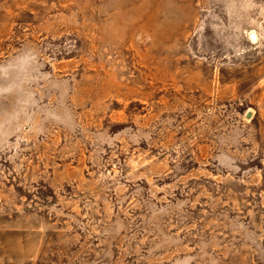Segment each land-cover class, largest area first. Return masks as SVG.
Here are the masks:
<instances>
[{"label": "rangeland", "instance_id": "obj_1", "mask_svg": "<svg viewBox=\"0 0 264 264\" xmlns=\"http://www.w3.org/2000/svg\"><path fill=\"white\" fill-rule=\"evenodd\" d=\"M0 264H264V0H0Z\"/></svg>", "mask_w": 264, "mask_h": 264}]
</instances>
